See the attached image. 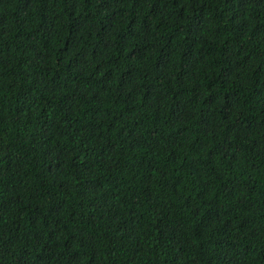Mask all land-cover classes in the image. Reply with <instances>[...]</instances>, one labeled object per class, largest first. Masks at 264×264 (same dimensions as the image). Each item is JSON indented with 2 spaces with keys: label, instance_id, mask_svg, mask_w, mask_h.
Segmentation results:
<instances>
[{
  "label": "trees",
  "instance_id": "1",
  "mask_svg": "<svg viewBox=\"0 0 264 264\" xmlns=\"http://www.w3.org/2000/svg\"><path fill=\"white\" fill-rule=\"evenodd\" d=\"M17 118L40 151L0 182V264H264V0H0Z\"/></svg>",
  "mask_w": 264,
  "mask_h": 264
},
{
  "label": "clouds",
  "instance_id": "2",
  "mask_svg": "<svg viewBox=\"0 0 264 264\" xmlns=\"http://www.w3.org/2000/svg\"><path fill=\"white\" fill-rule=\"evenodd\" d=\"M42 112L45 116L44 110ZM13 126L18 131H21L23 135H11L7 138L0 137V182L27 177L30 173L34 155L40 151L38 136L34 131L26 129L19 118H17L16 122H13ZM6 151L10 153H6ZM92 166L91 164L86 165L81 173L74 167V188L81 183L82 175L87 174ZM4 192L11 195L15 201H18L16 196L18 195L37 214L52 219V222H59V226L65 228H67L71 210L76 208L71 199L66 198L52 186L48 189H43L40 186L34 189L11 186L5 188ZM62 207L69 208L68 215L61 212Z\"/></svg>",
  "mask_w": 264,
  "mask_h": 264
}]
</instances>
